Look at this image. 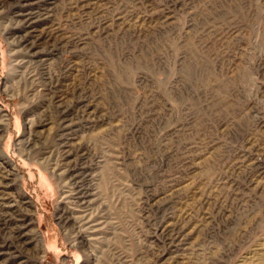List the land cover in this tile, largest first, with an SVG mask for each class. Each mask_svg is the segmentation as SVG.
<instances>
[{"label":"rangeland","instance_id":"obj_1","mask_svg":"<svg viewBox=\"0 0 264 264\" xmlns=\"http://www.w3.org/2000/svg\"><path fill=\"white\" fill-rule=\"evenodd\" d=\"M0 264H264V0H0Z\"/></svg>","mask_w":264,"mask_h":264}]
</instances>
